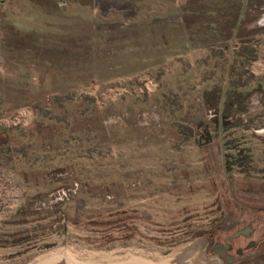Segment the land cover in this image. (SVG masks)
Returning <instances> with one entry per match:
<instances>
[{
  "label": "rangeland",
  "instance_id": "374dc122",
  "mask_svg": "<svg viewBox=\"0 0 264 264\" xmlns=\"http://www.w3.org/2000/svg\"><path fill=\"white\" fill-rule=\"evenodd\" d=\"M165 1L197 14L134 17ZM241 1L0 0V132L35 134L0 162V264L168 263L198 241L224 264L213 243L264 241V0L243 4L244 45Z\"/></svg>",
  "mask_w": 264,
  "mask_h": 264
},
{
  "label": "trees",
  "instance_id": "16d2710c",
  "mask_svg": "<svg viewBox=\"0 0 264 264\" xmlns=\"http://www.w3.org/2000/svg\"><path fill=\"white\" fill-rule=\"evenodd\" d=\"M246 0L241 1L242 5L245 4ZM245 5H243L241 7V5H239L238 8V12L236 13L235 16L236 17V21L232 24L231 27L228 28V34H229V38L231 37L232 39H236L239 40L238 44H246L248 41H245V38H248V32H245V28L243 27L244 24V8ZM231 67V64H230ZM234 93V92H233ZM231 92L228 91V93H224L223 97L219 98L218 101H220L218 103V105L216 106L217 111H219L221 114V117L218 116V118L216 119V121L218 122L220 120L219 126L221 127V120H226L227 116L230 117V112L229 111H233L236 110L237 107L239 106V104L237 103V101H233L232 99H230V94H233ZM238 94V93H237ZM85 101H89L91 102V100L86 99ZM89 110V109H87ZM92 114H95L97 111L96 110H90ZM223 126V125H222ZM38 128H41L38 126ZM38 128L37 125L34 128L33 132L37 133L38 132ZM14 132H16L17 134H19L21 131L20 129L17 128H12L10 130H2V132H0V148H2L0 150V162H2L1 160L3 158H6V162L5 164L9 166V169L14 170L13 165H12V160H14V158L16 157L17 159L21 158V152L23 151L21 144H23L22 141H24V138L27 137H34L35 134H31L32 131H30V135H27V131H24L23 135L19 136L18 138L15 137ZM2 146V147H1ZM49 147H51V143L48 145ZM31 147V146H30ZM4 148V149H3ZM46 152H44L45 154ZM60 158L63 157V155L59 156ZM51 159L49 161V164L52 163ZM53 172H63V169H58V168H54L52 169ZM39 171V169H38ZM22 174V173H21Z\"/></svg>",
  "mask_w": 264,
  "mask_h": 264
},
{
  "label": "flooded vegetation",
  "instance_id": "af4514ba",
  "mask_svg": "<svg viewBox=\"0 0 264 264\" xmlns=\"http://www.w3.org/2000/svg\"><path fill=\"white\" fill-rule=\"evenodd\" d=\"M236 233H240L237 237L231 239L232 236H234ZM253 233L252 225H247L246 227L242 228L239 231H236L233 233V235L227 237L223 244L221 243H213L211 251L216 250L217 252H214L216 254L217 258H220L221 261L224 262V264H240L243 262V260H260L261 264H264V241L260 242H249L246 244V249H241V247H237L234 249V247L229 243V241H235L239 238H247ZM210 243L206 242V246L210 245ZM227 246V247H226ZM203 247L205 248V245L203 244ZM203 248V249H204ZM247 251H252L251 255L244 254ZM234 253L235 256L232 255Z\"/></svg>",
  "mask_w": 264,
  "mask_h": 264
},
{
  "label": "crops",
  "instance_id": "0c3cea01",
  "mask_svg": "<svg viewBox=\"0 0 264 264\" xmlns=\"http://www.w3.org/2000/svg\"><path fill=\"white\" fill-rule=\"evenodd\" d=\"M137 5H133L134 8L137 10L136 14L134 13V17H139L140 15V10L143 8L140 17H142L143 19L145 18L143 16V13L148 14V19L151 20V22H156V24H158V22L161 21H165L166 25L168 26V23L171 25H180L183 24L186 26L189 25V22L184 20L185 16L187 17L188 15L191 16H195L197 13H195L197 10L193 9L190 6H187L186 4L181 5V3L179 4L177 1L175 2H167L165 1L162 4V12H160V14L158 15V17H153V12H149L148 9H151L150 5H147L146 3H142L140 6V3H136ZM191 8V9H190ZM193 11V12H192ZM133 17V18H134ZM170 20V22L168 21ZM166 31L168 32V28L166 29ZM187 36L185 33V30L183 29L182 31V38H181V45L183 42H185ZM166 44H165V49L168 48V39L166 40ZM188 44V40L186 42V45ZM188 55V54H186Z\"/></svg>",
  "mask_w": 264,
  "mask_h": 264
},
{
  "label": "bare ground",
  "instance_id": "6f19581e",
  "mask_svg": "<svg viewBox=\"0 0 264 264\" xmlns=\"http://www.w3.org/2000/svg\"><path fill=\"white\" fill-rule=\"evenodd\" d=\"M199 243H202L205 245V243L203 241L195 242V243L179 250L178 253L170 256V258H168V261H167L168 263H164V262L160 263L158 261V263H156V264H206V263H204L205 259L201 253H200L198 258L195 257V255L197 253H199L201 251V249H203L202 244L200 245ZM199 247H201V248L199 249ZM149 264H152V262H149Z\"/></svg>",
  "mask_w": 264,
  "mask_h": 264
},
{
  "label": "water",
  "instance_id": "95a60500",
  "mask_svg": "<svg viewBox=\"0 0 264 264\" xmlns=\"http://www.w3.org/2000/svg\"><path fill=\"white\" fill-rule=\"evenodd\" d=\"M239 234H240V233H236L234 236L231 237V239L237 237ZM203 242L205 243V246H206V242H205V241H203ZM226 247H227V246H226ZM213 251H214V252H217L216 250H213Z\"/></svg>",
  "mask_w": 264,
  "mask_h": 264
},
{
  "label": "built area",
  "instance_id": "2783aa9c",
  "mask_svg": "<svg viewBox=\"0 0 264 264\" xmlns=\"http://www.w3.org/2000/svg\"><path fill=\"white\" fill-rule=\"evenodd\" d=\"M150 87H151V86L149 85V86H147V87H145V88H146V89H150Z\"/></svg>",
  "mask_w": 264,
  "mask_h": 264
}]
</instances>
